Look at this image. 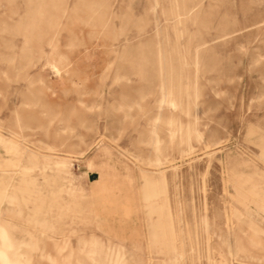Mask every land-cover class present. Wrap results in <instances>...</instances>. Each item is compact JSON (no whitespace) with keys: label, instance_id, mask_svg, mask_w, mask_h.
Segmentation results:
<instances>
[{"label":"rangeland","instance_id":"1","mask_svg":"<svg viewBox=\"0 0 264 264\" xmlns=\"http://www.w3.org/2000/svg\"><path fill=\"white\" fill-rule=\"evenodd\" d=\"M0 264H264V0H0Z\"/></svg>","mask_w":264,"mask_h":264}]
</instances>
